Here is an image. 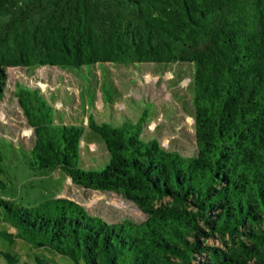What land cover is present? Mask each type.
Returning <instances> with one entry per match:
<instances>
[{
	"label": "trees",
	"instance_id": "obj_1",
	"mask_svg": "<svg viewBox=\"0 0 264 264\" xmlns=\"http://www.w3.org/2000/svg\"><path fill=\"white\" fill-rule=\"evenodd\" d=\"M142 63L192 65L194 154L142 139L145 112L120 125L89 115L108 156L85 169L84 127L64 123L38 88L16 83L14 95L32 129V169L117 193L144 220L108 223L64 197L0 198V221L15 229L0 238L72 264H264V0H0V100L9 67L86 68L90 84L99 66L95 82L113 97L105 64Z\"/></svg>",
	"mask_w": 264,
	"mask_h": 264
},
{
	"label": "rangeland",
	"instance_id": "obj_2",
	"mask_svg": "<svg viewBox=\"0 0 264 264\" xmlns=\"http://www.w3.org/2000/svg\"><path fill=\"white\" fill-rule=\"evenodd\" d=\"M105 67L116 89L113 97L106 96L95 82L100 79L99 66L88 75H95L90 84L84 79L86 68L80 71L56 66L7 68L6 88L0 100V149L4 154L0 180L5 183L0 187V198L31 206L51 197H64L108 223L144 220V213L117 193L84 188L72 183L59 169H32L28 163L33 134L14 95L16 83L38 88L64 123L84 127L79 165L85 169H100L108 156L104 145L88 133L89 115L98 123L120 125L128 120L135 122L145 112L142 139L155 138L167 150L184 156L195 153L191 64H105ZM0 230L15 233L12 226L2 221ZM208 243L218 244L216 240ZM0 251L13 254L17 264H38L37 257L48 264H72L48 250L31 248L21 239L10 242L0 238ZM0 264H8L1 254Z\"/></svg>",
	"mask_w": 264,
	"mask_h": 264
}]
</instances>
